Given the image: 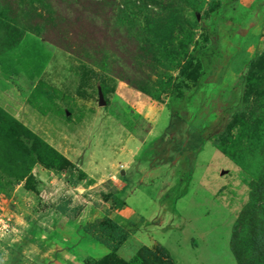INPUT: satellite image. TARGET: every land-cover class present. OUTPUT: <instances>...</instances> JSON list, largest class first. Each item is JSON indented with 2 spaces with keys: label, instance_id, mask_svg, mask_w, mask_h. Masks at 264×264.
Returning <instances> with one entry per match:
<instances>
[{
  "label": "rangeland",
  "instance_id": "rangeland-1",
  "mask_svg": "<svg viewBox=\"0 0 264 264\" xmlns=\"http://www.w3.org/2000/svg\"><path fill=\"white\" fill-rule=\"evenodd\" d=\"M263 125L264 0H0V264H69L14 215L50 236L89 206L114 211L121 171L167 215L200 178L205 200L180 210L178 228L144 226L165 246L136 238L119 259L148 248L167 264L165 247L180 264H236L231 231L264 172ZM148 134L167 138L134 157ZM204 136L212 147L192 174L188 149ZM163 182L173 185L160 196ZM123 226L129 237L141 224ZM75 253L84 264L106 255Z\"/></svg>",
  "mask_w": 264,
  "mask_h": 264
},
{
  "label": "crops",
  "instance_id": "crops-1",
  "mask_svg": "<svg viewBox=\"0 0 264 264\" xmlns=\"http://www.w3.org/2000/svg\"><path fill=\"white\" fill-rule=\"evenodd\" d=\"M153 129H155V126H153ZM165 138H167V136H165V134L164 135L161 134L160 136H156V134H148L145 141H143V142L142 141H136V146L133 145V149L137 150L138 153L135 154L134 157L136 155H137V157H140V155L144 151V147L147 144V142H149L150 145L155 144L158 141L159 142L164 141V143H165V141H166V140H164ZM202 140L204 142L202 143V145L199 148H196V147L191 148L190 147L188 149V156L191 157L192 162L187 161L188 167H186L185 170L192 172V174L195 171H199L198 169H196L197 168L196 167L197 166L196 165V160H197L196 158L201 157L204 150L212 147V145L209 143V140L205 139V136L202 138ZM172 165H174V164H172ZM135 166H137V165H135ZM135 166H134V168H135ZM204 166H206V165H204ZM204 166H202L203 167L202 173H204L206 170H208V166L205 169H204ZM199 167H201V165L198 166V168ZM172 170H173V167H172ZM139 171H143L142 173L145 172V170H142V168H140ZM121 174L123 175V176H121V179L115 180V182L112 180L114 185H116V189L118 191L116 196L121 198L126 204L128 203L129 199H132L134 201L138 200V202L136 203L138 205L137 207H134V208L125 207L121 210H115L114 209V211H110V210H107V208H105V206H104L107 204L108 201H103L102 204H104V205H103V207H101V209L95 208L94 206H89V207L85 208L87 210H83L81 212V214L79 216H77L75 219L74 218L70 219L68 217H64L61 220V225L58 227L55 223H53L54 227H55V232H52L50 236L49 235L47 236V232L45 231V229L38 228L36 225L30 224L29 222L21 219L19 217V215H16V214L14 215L15 216L14 221H17L21 224H25V226H23V227L24 228L26 227V229H28V231H30V232L37 231V233H36L37 237L39 236V234H40V237H42L43 234L45 235V237H51L53 243L61 245L62 249H65V251L68 252L67 255L70 253L68 256L73 257L72 260L69 259V261H70L69 264H84L82 262V260L86 259V257L83 256L80 259H78V257L75 255L76 254L75 251L86 250V248L91 247V248L101 252L102 255L108 253V250L104 246H102L97 241H95L93 238H91L89 235H87L83 232V226L87 222H91V221H94L95 219L102 218L105 214H108V216L111 219L116 221L120 226H122L125 229L123 224H125L127 222L135 223V221L137 220L138 223L141 224V226L139 227V229H137V231H135L132 235H130L131 237L129 236L127 238V240L122 244V246L125 245L129 241H135L136 238L141 241V244H140L141 246H143V245L147 246V245L151 244V242L153 240L157 241L158 243H161L162 245L165 246L164 240L161 236H154L153 231L147 227H144V226H146L147 224H151V226H155L156 228H158V227L163 226L164 224H168L171 227L174 226V227L178 228L179 222H177L178 221L177 219H179L182 215L181 214L179 216L180 210L182 211V209L184 210L186 208V210L188 211L189 209H191V205H195V208H202L203 207L201 203H203L205 199L203 198L201 187H203L204 184L201 183L202 182L201 178H200L198 185L195 184L194 186H192V188L190 186V189L188 191H186L183 195L178 196L177 198H174V200L172 202L175 206V213H173V215L171 213H169L167 215L166 209H165L163 203L160 201L161 199H158L162 203L160 205L159 203L147 198L143 193L144 191L141 189L142 187H138L137 185H135L137 183H135V184L130 183L128 180L125 179L126 176H128L126 171H121ZM179 181H181V178H180V180L175 181V182L177 183ZM171 185H173V184L163 182L161 185V189H158V191H159L158 194L160 196H163L162 194H166L167 189H170ZM41 186H43V185H40L39 187H41ZM91 188H92V186L91 187L88 186L87 189H85V188H82V189L88 190ZM160 196H158V198ZM75 197H77V196L75 195ZM209 199H210V201H214V202L216 201L217 202V200H215L212 196H211V198L209 197ZM152 204L155 205V210L149 211V214L147 217L142 216L143 215L142 210L144 209V207H146L147 205H152ZM181 205H183L184 208L183 207L181 208ZM83 212H85L86 216L83 215ZM109 212H111V214H109ZM115 213H117V214H115ZM202 217H203V215H202ZM168 219H170L169 222H168ZM139 221H141V223ZM64 227H65V229L67 228L65 232H63ZM186 228L187 227L185 226L184 229H186ZM58 231L60 233L67 234L66 238L63 239L60 236V234L57 233ZM186 232H188L187 235L189 236L190 235L189 231H186ZM169 234H171V233H169ZM150 238H151V241H150ZM171 242L176 243L177 245H179V247H181L179 242H177L176 240L171 241ZM122 246L117 250L118 251L117 253H119ZM195 246L197 248L198 245L195 244ZM132 249H134V248H131L129 250V252H128L129 255H130V253L133 254ZM186 250H188V249H186ZM103 251H104V253H103ZM192 251H194V250H192ZM170 252H169V254H172V252L171 253ZM88 255L91 256L90 253H87V257H89ZM128 257H130V256H128ZM171 257L173 258V261L175 262V264H180L178 259L175 258L173 254L171 255Z\"/></svg>",
  "mask_w": 264,
  "mask_h": 264
},
{
  "label": "trees",
  "instance_id": "trees-1",
  "mask_svg": "<svg viewBox=\"0 0 264 264\" xmlns=\"http://www.w3.org/2000/svg\"><path fill=\"white\" fill-rule=\"evenodd\" d=\"M261 128L258 129L264 131V125ZM226 137L229 138V135ZM234 148L236 146L233 143L229 149ZM221 151L224 154L230 153L227 148ZM232 159L236 162L233 157ZM249 189V201L232 227L229 247L236 264H264V172L260 177L253 178ZM111 201L115 210H121L126 206V203L117 196H113ZM83 232L108 250L103 257L102 264H165L162 258L154 255L153 251L148 248H144L147 255L144 251L139 252L131 262L119 259L117 250L127 240L128 235L126 230L108 214L87 222L83 226ZM160 250L164 252L163 258L169 261L167 264H175L164 248L160 247Z\"/></svg>",
  "mask_w": 264,
  "mask_h": 264
},
{
  "label": "built area",
  "instance_id": "built-area-1",
  "mask_svg": "<svg viewBox=\"0 0 264 264\" xmlns=\"http://www.w3.org/2000/svg\"><path fill=\"white\" fill-rule=\"evenodd\" d=\"M8 230H9V227L8 226L1 225L0 224V232H7Z\"/></svg>",
  "mask_w": 264,
  "mask_h": 264
},
{
  "label": "water",
  "instance_id": "water-1",
  "mask_svg": "<svg viewBox=\"0 0 264 264\" xmlns=\"http://www.w3.org/2000/svg\"><path fill=\"white\" fill-rule=\"evenodd\" d=\"M100 104H102V101L100 102Z\"/></svg>",
  "mask_w": 264,
  "mask_h": 264
}]
</instances>
